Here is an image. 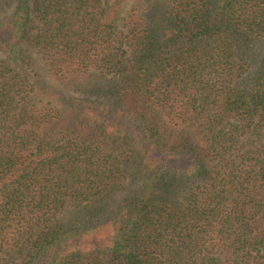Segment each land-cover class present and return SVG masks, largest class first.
<instances>
[{
    "label": "trees",
    "instance_id": "obj_1",
    "mask_svg": "<svg viewBox=\"0 0 264 264\" xmlns=\"http://www.w3.org/2000/svg\"><path fill=\"white\" fill-rule=\"evenodd\" d=\"M0 264H264V0H0Z\"/></svg>",
    "mask_w": 264,
    "mask_h": 264
},
{
    "label": "rangeland",
    "instance_id": "obj_2",
    "mask_svg": "<svg viewBox=\"0 0 264 264\" xmlns=\"http://www.w3.org/2000/svg\"><path fill=\"white\" fill-rule=\"evenodd\" d=\"M132 6V2L131 1H127L126 3H125V8L127 9V8H130Z\"/></svg>",
    "mask_w": 264,
    "mask_h": 264
}]
</instances>
